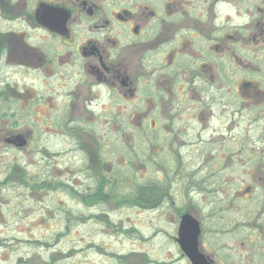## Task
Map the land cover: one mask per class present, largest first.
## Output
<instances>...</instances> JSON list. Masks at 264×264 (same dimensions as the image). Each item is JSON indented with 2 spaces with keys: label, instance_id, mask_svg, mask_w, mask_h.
I'll list each match as a JSON object with an SVG mask.
<instances>
[{
  "label": "flooded vegetation",
  "instance_id": "af4514ba",
  "mask_svg": "<svg viewBox=\"0 0 264 264\" xmlns=\"http://www.w3.org/2000/svg\"><path fill=\"white\" fill-rule=\"evenodd\" d=\"M261 120L264 0H0V153L37 158L0 184L60 188L76 218L170 216L179 247L191 215L215 262L169 186L264 171Z\"/></svg>",
  "mask_w": 264,
  "mask_h": 264
},
{
  "label": "rangeland",
  "instance_id": "374dc122",
  "mask_svg": "<svg viewBox=\"0 0 264 264\" xmlns=\"http://www.w3.org/2000/svg\"><path fill=\"white\" fill-rule=\"evenodd\" d=\"M28 157L0 153V161L8 164L18 158L16 166L24 170L19 172L24 177L37 160ZM204 173L209 172H198ZM263 175L264 171L233 167L213 172L208 183L199 180L193 191L178 183L169 186L178 203L183 194L190 196L204 215L201 246L215 262L264 264ZM4 181L0 184V264H191L171 237L176 233V219L170 216L76 218L70 209L76 210L77 204L66 199L60 188L46 192L35 186L39 191H32L18 178ZM238 189L241 200L232 196ZM215 197L229 200L227 208L222 201L211 204ZM65 203L70 209H63ZM211 208L217 212L210 217Z\"/></svg>",
  "mask_w": 264,
  "mask_h": 264
},
{
  "label": "water",
  "instance_id": "95a60500",
  "mask_svg": "<svg viewBox=\"0 0 264 264\" xmlns=\"http://www.w3.org/2000/svg\"><path fill=\"white\" fill-rule=\"evenodd\" d=\"M200 223L191 215L182 218L179 228V244L192 264H216L199 249Z\"/></svg>",
  "mask_w": 264,
  "mask_h": 264
},
{
  "label": "bare ground",
  "instance_id": "6f19581e",
  "mask_svg": "<svg viewBox=\"0 0 264 264\" xmlns=\"http://www.w3.org/2000/svg\"><path fill=\"white\" fill-rule=\"evenodd\" d=\"M187 256V255H186Z\"/></svg>",
  "mask_w": 264,
  "mask_h": 264
}]
</instances>
